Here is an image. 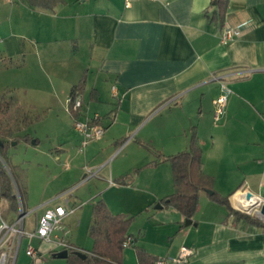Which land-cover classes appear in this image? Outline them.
<instances>
[{
	"label": "crops",
	"instance_id": "1",
	"mask_svg": "<svg viewBox=\"0 0 264 264\" xmlns=\"http://www.w3.org/2000/svg\"><path fill=\"white\" fill-rule=\"evenodd\" d=\"M0 2L9 6L10 14H26L27 27H39L49 37L43 42V60L54 62L58 43L68 59L79 50V43H85L87 61L78 82L73 84L66 76L53 87L61 96L58 106L53 92L45 102L49 109L56 106L64 111L76 134L58 147V158L76 154L82 140L68 112L72 87L84 78V89L77 96L82 97L84 109L77 120L88 119L83 97L87 90L88 101L105 108L103 115L94 113L101 118L103 137L88 144L82 152L84 161L94 169L109 167L107 174L95 177L107 183L101 200L112 214L146 210L137 236L130 234L134 245L123 250L121 264H139L134 247L156 259L175 257L187 247L192 255L186 264H264V226L234 218L206 191L199 193L189 226L175 209L155 208L173 193L166 158L186 151L193 132L201 150V170L213 178V192L227 197L238 212L233 196L250 192L264 199V0H229L222 27L208 20L210 0H45L47 8H33L26 0ZM247 20L251 25L238 38L220 43L226 25ZM5 45L12 57L27 52L18 35L6 39ZM33 49L32 45L29 51ZM221 84L231 93L215 122L213 101L222 95ZM123 140L122 148L111 156ZM94 186L92 192L98 194ZM108 192L111 196L104 197ZM98 200L92 201L91 210ZM84 205L71 206L77 212ZM69 217L63 220L68 230L71 225L64 221ZM86 218H90L88 235L92 214ZM72 224L73 230L84 227L82 220ZM69 237L76 248L70 231ZM33 240L41 251L35 264H54L46 258H55L50 245Z\"/></svg>",
	"mask_w": 264,
	"mask_h": 264
},
{
	"label": "rangeland",
	"instance_id": "2",
	"mask_svg": "<svg viewBox=\"0 0 264 264\" xmlns=\"http://www.w3.org/2000/svg\"><path fill=\"white\" fill-rule=\"evenodd\" d=\"M27 20L30 19L27 18L26 14H10L9 6L0 4V128L11 133L8 139L12 141L5 150V161L1 158L0 161L7 175L11 178L14 193L19 194L25 211L37 210L38 213H42L45 209L53 208L56 205L64 206V199L67 196L65 193L72 195V197H68L70 205L84 202L83 208L64 222L68 223L69 221L71 225L67 227L70 234L72 233L75 247L80 250H90L92 242L86 232L90 218H84L86 215L90 216L92 201L103 197L101 193L107 187V183L106 181H96V177L89 178L87 176L85 167L91 168V164L84 161L86 153L82 154L77 151L76 154L72 153L58 158V147L62 146L68 137L70 139L76 138V134L72 131L71 123L66 120L64 111L57 109L56 106L49 109L47 102H45V100L50 101L48 93L52 94L53 92L54 101L58 106L61 96L60 93L53 91V87L57 86L60 80L64 81L66 76L73 84L78 82L82 73L81 66L87 61L85 43L82 46L79 43V50H75L69 59L64 54L65 50L61 52L62 44L58 43L55 46L60 50L59 56L56 57L54 62H51L53 60H43L41 57L43 56L41 50L45 45L43 42L49 37L43 36L42 29L39 27L34 28V30L27 27ZM38 22V20H35L34 24H38ZM17 35L21 37L23 49H27V52L25 55L12 57L7 53L10 50H6L9 47L5 45V40ZM29 42L32 43L35 50L29 51L32 47ZM85 73H87V70ZM87 75L89 80L93 79L90 73ZM88 92L87 90L83 96L86 105V118H93L95 112L103 115L105 108L100 107L103 105L89 102ZM39 95L45 96L44 100ZM21 97L24 100L22 103L18 99ZM80 98L82 100V97ZM70 99L68 100L69 104ZM26 100H28V103L25 102ZM83 109L82 102V112ZM68 112H73L71 107H68ZM24 135H28L31 141L28 143L22 140L14 141L15 137ZM125 140L113 148L111 156L122 148ZM32 141L35 144H32ZM148 150H150L149 147L145 148L144 152H148ZM65 165H68V167L66 168ZM167 165L170 166L169 163ZM108 168V166L105 169L99 167L93 172L98 170L99 174L104 175L109 172ZM128 169L124 165L123 170L127 171ZM124 177L125 181L129 179V177ZM94 183L97 184V189L100 191L98 194L92 192L93 189L96 190ZM111 194V192H108L104 197H109ZM16 200L18 208L19 199ZM10 203L7 199L1 198L0 209L3 212L4 219L14 221L17 216V209H12ZM144 211L129 215L135 216L128 229L129 234L137 236V232L140 231L138 227L140 224L142 225L140 223L143 219L141 216L145 215ZM240 211L246 214L245 211ZM81 212H84L82 214L83 218H78ZM151 212H154L152 208ZM33 217V215L29 216L28 223L34 219ZM81 220L84 227L80 229L76 227L73 230L72 221L77 223ZM28 243L27 239L22 240L16 264H35L33 260L25 255ZM30 245L39 249L38 242L35 240H31ZM46 258L54 264H68L67 259H55L51 256Z\"/></svg>",
	"mask_w": 264,
	"mask_h": 264
},
{
	"label": "trees",
	"instance_id": "3",
	"mask_svg": "<svg viewBox=\"0 0 264 264\" xmlns=\"http://www.w3.org/2000/svg\"><path fill=\"white\" fill-rule=\"evenodd\" d=\"M33 8H47L48 3L45 0H26ZM229 0H210L209 8L206 12L209 21L224 24L225 14L228 9ZM84 78L71 89L70 107L73 101L80 95L84 89ZM92 99V98H91ZM75 120L79 114L71 112ZM101 125V121L93 122ZM11 133L0 128V158L5 161V150L12 142L9 140ZM30 142L28 135L17 136L14 138L18 141ZM37 143V141H36ZM166 160L170 164L173 193L161 200L156 205L161 207H171L179 212L185 220H190L197 208L199 193L201 191H212L213 178L205 175L201 170V150L197 143L196 134L193 132L190 137L189 147L186 151L169 156ZM0 198L7 199L11 203L12 209H17V200L14 196V188L11 178L7 175L0 161ZM209 198L222 206H224L230 215L236 219H244L248 223L262 227L264 223L253 218L250 215L234 210L227 197H222L212 191ZM92 222L88 230V236L92 240V248L87 254L86 260L74 256L70 251L67 258L68 264H121L122 252L125 249L124 242L130 238L128 229L135 216L124 214H112L103 200H98L92 206ZM134 245V244H133ZM132 247V246H131ZM139 264H155L158 259L147 254L142 248L134 247ZM55 252L53 253L54 256Z\"/></svg>",
	"mask_w": 264,
	"mask_h": 264
},
{
	"label": "built area",
	"instance_id": "4",
	"mask_svg": "<svg viewBox=\"0 0 264 264\" xmlns=\"http://www.w3.org/2000/svg\"><path fill=\"white\" fill-rule=\"evenodd\" d=\"M149 1L155 2L157 0ZM126 6H129L128 2L126 3ZM250 25V20L240 22L234 26L226 25L222 29L220 43L226 45L229 42H232ZM221 90L222 95L213 101V120L215 122H218L222 117L225 100L231 93L224 84H221ZM112 91L115 96V87H112ZM81 108L82 100L80 97H76L72 104V110L81 114ZM95 121H101L100 116L95 115L93 118H88L84 121L76 120L74 122L73 128L75 132L82 136V140L78 147L79 153H82L88 144L99 141L103 137L104 129L101 125L94 124L93 122ZM94 170V168L85 167V171L89 178L95 177L98 174V170L93 172ZM69 194L70 193H65L67 196L64 199V206L56 205L53 208H47L41 214H38L37 210L25 211L21 204L19 194L14 193L16 199H19L16 219L14 221H7L4 219L3 212L0 209V264H15L23 239H27L28 241L36 239L40 243L50 245V250L53 253L67 251L70 254V251H78L69 242V230L63 224L64 218L74 215L77 209V207L69 205ZM246 196L247 192L240 194L237 198V205L235 207L242 210L240 208L241 206L253 203V200H256V203H253L249 210L242 211H245L247 215L264 223V215L261 214V209L264 207V199L254 194H252L250 199H247ZM30 215H33L34 219L28 223L27 220ZM133 244V240L127 238L124 242V247H131ZM25 254L31 260H37L41 257V251L31 245L27 246ZM191 255L192 250L187 247H181L175 257L158 258L155 261V264H186Z\"/></svg>",
	"mask_w": 264,
	"mask_h": 264
},
{
	"label": "water",
	"instance_id": "5",
	"mask_svg": "<svg viewBox=\"0 0 264 264\" xmlns=\"http://www.w3.org/2000/svg\"><path fill=\"white\" fill-rule=\"evenodd\" d=\"M32 144H35V142L32 141ZM206 193H207L208 195H211V194H212V191H210V190H206ZM251 196H252V193L247 192V196H246L247 199H250ZM155 208H156V209H160L161 206H160V205H156ZM261 214L264 215V207L261 209ZM191 224H192V223H191L190 220H185V225H186V226H189V225H191ZM72 254H73L74 256L80 258L81 260H86V259H87V254H85V253L82 252V251H75V252L72 253ZM69 255H70V254H69L67 251H60V252L55 253V254H54V257H55L56 259H64V260H66V259L69 257Z\"/></svg>",
	"mask_w": 264,
	"mask_h": 264
},
{
	"label": "bare ground",
	"instance_id": "6",
	"mask_svg": "<svg viewBox=\"0 0 264 264\" xmlns=\"http://www.w3.org/2000/svg\"><path fill=\"white\" fill-rule=\"evenodd\" d=\"M233 197H235V198H234L235 202H233V203H234V205L236 206V205H237V198L239 197V195H237V196H233ZM253 203H256V200H253ZM253 203L244 204V205L241 206L240 208H241L242 210H249V209H250V206H252Z\"/></svg>",
	"mask_w": 264,
	"mask_h": 264
}]
</instances>
